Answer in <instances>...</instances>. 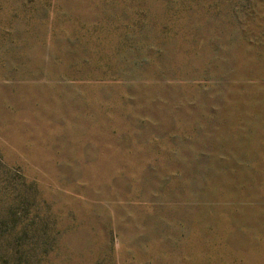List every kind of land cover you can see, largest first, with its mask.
Listing matches in <instances>:
<instances>
[{
  "label": "rangeland",
  "instance_id": "rangeland-1",
  "mask_svg": "<svg viewBox=\"0 0 264 264\" xmlns=\"http://www.w3.org/2000/svg\"><path fill=\"white\" fill-rule=\"evenodd\" d=\"M0 264H264V0H0Z\"/></svg>",
  "mask_w": 264,
  "mask_h": 264
}]
</instances>
